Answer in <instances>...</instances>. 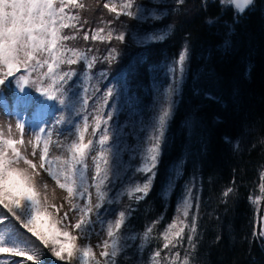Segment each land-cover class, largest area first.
Wrapping results in <instances>:
<instances>
[{
  "label": "trees",
  "instance_id": "trees-1",
  "mask_svg": "<svg viewBox=\"0 0 264 264\" xmlns=\"http://www.w3.org/2000/svg\"><path fill=\"white\" fill-rule=\"evenodd\" d=\"M134 1L164 9L165 15L148 19L137 14L117 15L119 11L110 12L103 7L109 0H77L85 7H66L65 12L78 15L79 21H70L75 27L62 29L61 35L74 36L63 42L65 47L76 49L89 60L96 59L91 69L83 60L54 69L79 74V78L73 77L71 89L65 86L64 94L79 92L80 100L68 101L69 112L74 119L83 121L84 116H89L95 98L88 93L95 82L102 80L100 91L109 83L116 84L118 93L129 92L145 106L152 98V73H160L182 49H188L187 75L177 96L148 195L137 201L134 197L142 194L129 197L125 193L115 197L112 205H106L114 214L124 210L127 215L120 230L121 244L125 247L116 264H153L150 257L157 250L161 251L159 264H171L176 252L180 258L175 264H183L185 256L189 264H264L262 207L253 198L260 190L264 174V0H255L236 23L233 9L222 10L220 0ZM162 25L169 27L164 40L137 42L144 32ZM109 32H112L110 40ZM119 33H124V41L115 38ZM93 35L96 40L91 38ZM112 49L116 50L113 53L116 58L110 61L107 57ZM65 54L71 56L70 52ZM20 69L11 77L16 89ZM25 88L32 97L36 93L28 84ZM85 97L88 105L81 108ZM44 99L42 104L54 107ZM73 104L75 109L71 107ZM126 117L124 110L118 118L123 122ZM116 118L112 116L111 120ZM128 136L132 138L131 134ZM176 165L181 172L170 196L165 197L162 189ZM186 181L193 182L196 196L195 249L188 244V229L179 245L164 249L162 234ZM229 188L232 192L225 197L223 193ZM100 210L104 213V208ZM192 216L187 219L189 224ZM16 226L26 234L25 238L39 246L35 250L43 253L42 259H49L47 248L31 233ZM10 227L7 221L0 225ZM148 227H152V232L145 240L143 234ZM11 261L38 264L24 256L0 253V264Z\"/></svg>",
  "mask_w": 264,
  "mask_h": 264
},
{
  "label": "snow or ice",
  "instance_id": "snow-or-ice-1",
  "mask_svg": "<svg viewBox=\"0 0 264 264\" xmlns=\"http://www.w3.org/2000/svg\"><path fill=\"white\" fill-rule=\"evenodd\" d=\"M182 3L183 0H178ZM255 0H220L222 10L228 8L233 9V23L239 21L243 14L250 10L254 5ZM68 6L84 8L85 5L77 3V0H0V86L10 84L9 78L13 77L14 72L24 68L28 72V76L21 75L17 80V89L13 95L11 107L13 111L8 112V101L0 92V106H3L6 113L11 116L19 115L20 111L36 109V118L39 123H36L35 128L38 134L35 137L36 143L33 145L32 155H36V146L43 142V148L39 154V164L34 163L32 159H28L22 154L20 148L24 146L23 131L25 128L24 122H17V128L20 130L21 139L14 140L5 138L4 132L0 129V225H4L7 221L10 228H0V253H11L12 256H24L27 260L45 264L42 259L43 253L36 251L39 246L25 238L26 234L21 233L17 224L26 229L27 233L35 236L45 247L50 249L52 257L56 260L65 262V264H116V258L123 252L124 245L121 244L122 235L121 228L125 225L127 215L124 210L119 211L118 217L114 220L107 219L108 215H114L110 207L114 199L109 196L108 186L115 183L119 179L121 171V162L119 148H113L109 142L117 139L110 134V129L107 126L108 121L112 119V113L108 114L107 119L101 115L104 107L110 97L113 96V89L109 88L104 94V103L97 109V115L94 116V127L92 128L93 135H96L98 130H101V125L105 127L100 132L98 144L100 146L94 161V175L92 183H89L87 177L86 159L89 151L93 149V141L85 142V133L89 128L88 117H83V130L79 124H73L77 139L72 140L67 145L66 150L68 156H49V145L51 132L46 128L40 127V124L47 125L48 119L43 117L46 115L49 119L55 115L56 111L69 107V100H80L78 91H68L71 89L73 77L79 78V74L75 71H54L59 69L60 65L76 64L79 60L87 63L88 69H91L95 57L89 60L86 55L79 53L76 49L66 48L64 41L73 39L67 35H61L62 29L75 27L70 21H79L78 15H68L65 8ZM134 6V0H125L121 5L117 15H127L133 17L136 15L131 9ZM104 8L110 12H117L114 5L104 3ZM211 22V21H210ZM109 24L111 22H108ZM97 32H102L103 29H96ZM88 33L85 32L84 39L87 40ZM97 39L96 35L91 37ZM109 40L112 38V32L108 33ZM116 39L125 40L124 33H119ZM166 38V33H151L140 38L137 42L146 44L153 41H161ZM103 39V38H101ZM71 53L67 56L65 53ZM116 50L112 49L107 59L114 60L116 58L113 53ZM188 58L187 48H185L178 56V65L180 72V80H183L184 66ZM47 67V71L42 69ZM6 69V71H3ZM36 73V80L33 83L37 84L36 91L45 97V101L52 102L54 107L48 108L41 104L37 108V100L28 93L25 85L29 83V76ZM44 80H51L47 87H43ZM67 86V89L65 88ZM176 88L170 87L167 90L166 96L162 101L159 111L155 117V122L152 125V132L148 137V146L143 150L141 163L137 171L146 176L142 184H135L127 191L129 197L140 193L142 195L134 198L139 201L146 197L150 191L153 179L155 177V169L159 162L161 154V146L165 142V133L170 118L173 113L172 95ZM87 92V89H84ZM59 93V96L57 95ZM61 106L57 107V103ZM88 105L87 97L82 98L81 108H86ZM75 109V104L71 105ZM79 114V112H77ZM65 117L61 116L56 123L65 124ZM11 131L9 127V132ZM71 133V128L69 129ZM49 139H43L44 136ZM228 140V137H225ZM10 150L11 155H9ZM23 162L26 167H19ZM40 170H43L47 176L55 182L62 190H65L67 196L65 201L70 205L69 211L77 212L78 219L74 224L64 226L61 231L55 225H59L62 221L67 220L68 213L65 212L63 217L56 220H49L50 232L45 233L37 229V213L43 211L49 217L52 213L49 209L59 208L49 200L47 195L46 183L40 184L36 177L40 175ZM151 175H148V174ZM264 178V174H262ZM94 187L97 197V203L94 205L91 202L90 188ZM264 191V184L260 185ZM232 192V189H227L223 195L225 197ZM76 200L86 201L83 204L74 203ZM62 207V205H61ZM104 208L102 215L100 209ZM193 208L191 194H186L182 202L183 219L178 218L168 225V229L163 233L164 249H168L169 245L176 247L183 240V234L186 229L189 230L187 241L189 246L195 249V237L197 233V217L192 216L191 223L187 222L190 210ZM130 211L128 215H130ZM96 216V221H93L92 216ZM95 223L106 224V232L108 239L103 240L102 244L98 243L96 247L102 248L99 253V258L94 254L92 245L88 242L91 236L95 233L93 225ZM71 227L77 230L80 235H73L67 229ZM152 227H148L143 236L147 240ZM63 237V240L60 238ZM134 239L135 237H131ZM83 239L85 243L78 244L77 241ZM175 241V243H173ZM161 256V251H155L150 260L153 264H159L158 258ZM180 258V253L176 252L171 264ZM10 264H19L18 261H11ZM183 264H189V258L185 256Z\"/></svg>",
  "mask_w": 264,
  "mask_h": 264
},
{
  "label": "rangeland",
  "instance_id": "rangeland-1",
  "mask_svg": "<svg viewBox=\"0 0 264 264\" xmlns=\"http://www.w3.org/2000/svg\"><path fill=\"white\" fill-rule=\"evenodd\" d=\"M153 1L163 2L165 0H153ZM124 2L125 0H109V4L114 5L117 11H120L121 5ZM133 12H135L143 19L161 18L165 15L164 9H160L155 6H147L145 4L135 3V1L133 6ZM168 32H169V27L167 25H162L147 30L146 32H144L142 35L139 36V39L151 33H166L167 35ZM184 49H182L181 51H183ZM178 56L179 55H177L175 61L168 62L166 67H163L160 73H152V82H151L152 98L151 101L145 106L140 105L138 101L129 94V92H125L123 95L118 93L116 84L109 83L105 85L102 91H100L102 80L95 82L88 90L90 96H95L89 109V116H88L89 128L85 133V142H87L88 140L93 141V149L89 151L86 162L88 181L89 183H92V177L95 171L94 161L92 158L96 156L99 151L100 148L98 144L99 135L100 132L105 127L104 125H101V130H98L97 134L93 135L92 133V128L94 127L93 118L95 115L98 114L97 109L100 107L101 104L104 103L103 97L107 89L109 88L113 89V96L108 99L107 104L104 107L103 113L101 114L104 119H107L109 113H112V116L117 117L114 121L109 120L107 125L110 129V134L113 135L114 137H117L115 142L110 141L109 144L114 149L119 148V155L121 162V171L119 173V179L116 180L114 184L108 186L109 196L113 199L117 196H121L122 194L125 193L127 194V191L130 187H134L135 184H142L146 179V176L140 173L139 171H137V168L141 163V156L143 155V150L148 146V137L152 132V125L155 122V117L159 111L162 101L166 96L167 90L170 87L176 88V91L172 95V100L174 101L173 103V111H174V108L178 100L177 96L182 91L183 83L187 75L189 53H188V58L185 62L182 81L180 80L179 65L177 62ZM3 71H6V69H3ZM41 71L46 72L47 67L45 66V68L42 69ZM20 72L21 73L19 74L28 76V72H26L24 68H21ZM29 78H31L32 82L28 83V86L36 90L38 85L33 83V81L36 80V73H32L31 76H29ZM10 80H11L10 84L0 86V92L4 94V97L9 104V108L7 109L8 112L13 111L11 107V102L13 95L16 92L14 79L11 78ZM50 83L51 80H44L43 87H47ZM33 97L36 98L37 100V108H38L42 104L43 96H41V94L36 91ZM57 107L60 108L61 106L58 104ZM48 108L51 107L48 106ZM124 110L127 111V117L125 121L120 122L118 117L120 116L121 111ZM35 113H36V109H32V110L20 111L18 116L15 114L9 116L6 113L3 106H0V129L3 130L5 138L20 140L21 133L20 130L17 128V122L18 121L24 122L25 128L22 137L24 141V146L21 147L20 145H17V147L20 148V151L22 152L23 155H25L28 159H32L34 163L38 165L39 154L43 148V142L41 141V143L36 146V155L35 157H33L32 155L33 145L36 143L35 137L38 134V130H36L35 125L36 123H39V119L36 118ZM70 114L71 113L69 112V107H68L66 109L56 111L55 115L50 119L46 115L43 117L44 119H48V123L47 125L40 124V127H44L49 132H51L50 145H49L50 157L68 156V152L66 150L67 145H69L72 140L77 139L75 135V129L72 127L73 124H79L80 128L83 130V121L74 119L73 115ZM61 116L65 117V121H66L65 124L63 125L56 123V121ZM9 127L11 129L10 132H9ZM70 128H71V133L69 132ZM129 134L132 135V138L128 136ZM43 139H49V138L45 135ZM6 150L9 151V155H11L10 150L8 149ZM161 150H162V146H161ZM19 167L23 168L26 166L21 161ZM180 172L181 169L179 165H176L174 168L171 169L168 180L166 181L162 189V194L165 197L170 196L175 185V180L179 177ZM148 175L151 174L149 173ZM36 179L40 184L46 183L48 185L47 195L49 197V200L52 203H54L57 208L60 209L59 212H57L56 209H49V211L52 213L51 217H49L43 211L37 213V225H36L37 229L45 233L50 232L51 229H50L49 220L60 219L61 217H63L65 212L68 213L67 220L62 221V223L59 225H55V227L63 231L64 226L66 224L68 225L74 224L78 219V213L69 211L70 205L64 199V197L67 196L66 191L60 189L55 184V182L52 181L45 172H43V170H40V175L36 177ZM181 188L182 189L176 201L175 210L173 212L169 224L172 223L174 220L178 221V218L183 219L182 211H181L182 202L186 194L188 193L191 194L193 208L190 210L189 217L187 219H189L192 215H194V210H195L194 204L196 199L194 184L193 182L186 181L181 185ZM89 191L91 193V202L94 205L95 203H97V197L95 194L94 187L90 188ZM136 194L138 195L140 193H136ZM73 202L78 204H83L86 201L74 199ZM258 204L259 207L260 208L262 207L263 209L264 192L260 193L258 198ZM100 212L102 215L104 214L101 210ZM118 213L119 212L115 213L113 216L107 219L114 220L116 217H118ZM92 219L93 221H96V216L93 215ZM169 224H167L165 228V232L167 231ZM93 227L95 229V233H98V235L93 234L91 236L90 241L88 242L92 245L94 254L97 256V258H99V253L100 251H102V248L96 247V245L98 243L102 244L103 240L108 239L106 232V224L95 223ZM67 230L71 232L73 235H77V236L80 235V233L77 230L71 227H69ZM60 239L63 240V237H61ZM77 243L83 244L85 243V241L83 239H80L77 241ZM46 248L49 259L45 261V264H65V262L58 261L56 260L55 257H52L50 253V249L48 247Z\"/></svg>",
  "mask_w": 264,
  "mask_h": 264
},
{
  "label": "water",
  "instance_id": "water-1",
  "mask_svg": "<svg viewBox=\"0 0 264 264\" xmlns=\"http://www.w3.org/2000/svg\"><path fill=\"white\" fill-rule=\"evenodd\" d=\"M260 230H261L262 236L264 237V205H263V209H262Z\"/></svg>",
  "mask_w": 264,
  "mask_h": 264
},
{
  "label": "built area",
  "instance_id": "built-area-1",
  "mask_svg": "<svg viewBox=\"0 0 264 264\" xmlns=\"http://www.w3.org/2000/svg\"><path fill=\"white\" fill-rule=\"evenodd\" d=\"M261 184H264V178L262 179ZM263 192H264V191H262V190H261V187H260V190L258 191V193L255 194V195H253V198H256V201H257V205H258V207H259V204H258V198H259L260 193H263Z\"/></svg>",
  "mask_w": 264,
  "mask_h": 264
}]
</instances>
